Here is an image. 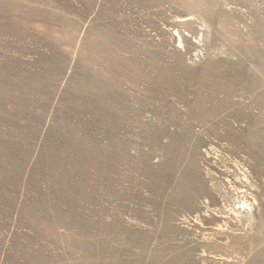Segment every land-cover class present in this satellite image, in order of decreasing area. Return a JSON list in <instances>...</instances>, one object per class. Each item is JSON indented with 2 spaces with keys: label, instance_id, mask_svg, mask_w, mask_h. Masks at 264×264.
<instances>
[{
  "label": "rangeland",
  "instance_id": "1",
  "mask_svg": "<svg viewBox=\"0 0 264 264\" xmlns=\"http://www.w3.org/2000/svg\"><path fill=\"white\" fill-rule=\"evenodd\" d=\"M0 264H264V0H0Z\"/></svg>",
  "mask_w": 264,
  "mask_h": 264
},
{
  "label": "bare ground",
  "instance_id": "2",
  "mask_svg": "<svg viewBox=\"0 0 264 264\" xmlns=\"http://www.w3.org/2000/svg\"><path fill=\"white\" fill-rule=\"evenodd\" d=\"M243 203V202H242ZM243 205V204H242Z\"/></svg>",
  "mask_w": 264,
  "mask_h": 264
}]
</instances>
